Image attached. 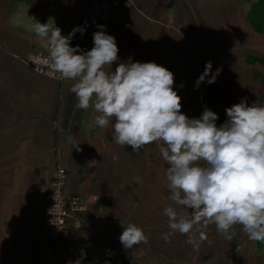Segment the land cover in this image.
<instances>
[{"label":"crops","instance_id":"crops-1","mask_svg":"<svg viewBox=\"0 0 264 264\" xmlns=\"http://www.w3.org/2000/svg\"><path fill=\"white\" fill-rule=\"evenodd\" d=\"M91 1L0 0V264H68L82 250L84 264H264V241L250 240L240 225L230 229L232 239L208 225L198 248L179 232L165 242L163 210L171 201L159 142L138 152L117 144L111 122L95 125L91 102L87 109L74 107L73 81L43 76L15 57L49 53L33 31L35 21L55 24L68 36ZM128 1L97 25L116 37L122 60L155 61L174 73L187 116L199 117L208 107L218 113L219 125L227 119L225 108L241 98L264 104V35L248 22L246 3ZM97 25L71 44L90 49ZM208 61L220 75L194 88ZM58 165L68 169L69 190L88 207L82 227L61 240L45 228L46 195ZM130 222L145 230L147 240L125 249L119 236ZM192 234L198 235L196 228Z\"/></svg>","mask_w":264,"mask_h":264},{"label":"clouds","instance_id":"clouds-1","mask_svg":"<svg viewBox=\"0 0 264 264\" xmlns=\"http://www.w3.org/2000/svg\"><path fill=\"white\" fill-rule=\"evenodd\" d=\"M97 28L93 46L85 50L70 42L77 31L83 34L82 27L64 36L48 21L33 25L35 35L49 49L51 69L59 78L73 81L69 90L75 95L76 109H87L91 102L98 113L95 125L105 128L111 122L114 141L131 146L133 152L159 142L167 162L166 198L171 201L163 210L169 231L162 233V239L169 242L179 232L188 236L187 244L198 248L207 239L205 229L214 224L226 239H232L230 229L240 225L250 240L264 241V104L241 98L225 108L227 119L219 125L218 113L208 107L199 117H189L181 111L171 70L131 56L122 60L116 37L106 25ZM220 72L206 62L194 88L215 83ZM183 210L190 215L184 216ZM122 226L119 240L125 249L147 240L137 224ZM194 228L198 235L192 234ZM85 256L82 250L68 264H84Z\"/></svg>","mask_w":264,"mask_h":264},{"label":"built area","instance_id":"built-area-1","mask_svg":"<svg viewBox=\"0 0 264 264\" xmlns=\"http://www.w3.org/2000/svg\"><path fill=\"white\" fill-rule=\"evenodd\" d=\"M126 5H129L128 0H92L81 21L69 29L68 35L77 26L84 28L83 34L77 31L73 37L81 42L93 26L110 21ZM15 57L43 76L66 81L51 69L48 53L30 51ZM69 180L68 169L64 165H58L51 175L46 195L45 228L50 236L58 240L67 238L74 230L80 229L87 211L86 201L69 190Z\"/></svg>","mask_w":264,"mask_h":264},{"label":"rangeland","instance_id":"rangeland-1","mask_svg":"<svg viewBox=\"0 0 264 264\" xmlns=\"http://www.w3.org/2000/svg\"><path fill=\"white\" fill-rule=\"evenodd\" d=\"M242 1L246 3L249 7L250 12L248 11V15H250L251 17L250 20L248 19V22L254 24L252 26L256 27L255 31H257L259 34L264 35V0H242Z\"/></svg>","mask_w":264,"mask_h":264}]
</instances>
